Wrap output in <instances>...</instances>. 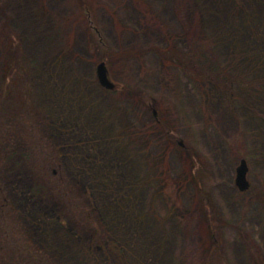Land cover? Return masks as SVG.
Returning a JSON list of instances; mask_svg holds the SVG:
<instances>
[{"label": "trees", "instance_id": "1", "mask_svg": "<svg viewBox=\"0 0 264 264\" xmlns=\"http://www.w3.org/2000/svg\"><path fill=\"white\" fill-rule=\"evenodd\" d=\"M96 1L74 0L77 18L89 20L90 47L113 70L130 55L115 52L94 26ZM177 2L183 30L156 49L162 67L178 68L189 78L200 92L208 126L225 132L226 140L252 168L258 160L264 171V0H214L220 11L224 5L231 7L227 20L213 6L196 11L190 0ZM11 4L12 0L0 4V264H75L55 245L53 224L63 225L77 240L85 261L79 264H167L154 253L168 237L161 243L154 234L145 237L146 222L138 205L142 187L149 185L164 193L172 179L167 175L169 154L173 148H182L179 129L163 119L142 127L121 125L109 134L104 132V121L90 124L87 118L97 102L75 87L77 75L69 81L57 76L65 58L63 53L54 58L52 49L54 37H61L60 24L46 31L31 56L12 22ZM41 10L44 20L51 18ZM143 10V20H153L149 10ZM208 13L222 20L215 33L199 25ZM69 42L66 38V47ZM225 43L230 47L221 58L209 49ZM39 83L49 103L40 100ZM115 83L116 89L102 90L109 95L128 92L145 111L160 109L152 94ZM154 134L165 144L159 164L156 157L150 159ZM182 150L183 173L172 180L179 203L168 207V218L181 226L191 219L198 246L192 253L181 249L176 264H231L205 160L194 145ZM134 156L147 165L144 178L126 172ZM191 186V206L182 214L186 203L182 191ZM239 194L246 206L259 207L264 224V173ZM239 233L250 264H264V245L247 229Z\"/></svg>", "mask_w": 264, "mask_h": 264}, {"label": "rangeland", "instance_id": "2", "mask_svg": "<svg viewBox=\"0 0 264 264\" xmlns=\"http://www.w3.org/2000/svg\"><path fill=\"white\" fill-rule=\"evenodd\" d=\"M190 2L196 11V8L204 6H213L218 10L214 0ZM2 3L3 0H0V4ZM177 3V0H97L95 3L94 26L115 52L130 55L127 61L109 70L110 78L114 82L124 83L138 91L152 94L160 103V109L155 112L145 111L137 98L128 92L109 95L102 90L105 88L97 74L102 55L90 47L89 20L77 18L79 8L74 0H12L9 14L13 24L21 32L31 56L37 52L38 46L41 45L40 38L45 36L46 31H50L52 25L55 28L57 22L60 24L61 37H54L52 49L54 58L62 53L65 58L61 69L58 68L57 76L69 81L72 75H77L73 83L75 87L86 90V94L97 102L87 118L90 124L104 121L106 134L118 130L121 125L132 123L142 127L154 123L156 119L167 120L179 129L182 148L194 145L205 160L206 175L213 184L212 195L221 212L231 264H250L239 229H247L255 235L260 244L264 245V224L263 216L258 212L259 207L246 206L244 203L246 199L239 194L242 191L236 184L237 168L242 159L247 161L248 159L237 152L234 144L231 145L226 140L225 132L208 126L199 90L178 68H163L161 58L156 52L157 48L165 47L170 35L182 33ZM143 8L149 10L153 20L149 19L147 23L143 20L145 13ZM41 9L49 13L51 18L48 19L47 16L44 20V12ZM218 12L227 20L231 15V7L224 5ZM220 16L208 13L204 17L202 23L204 25L198 20L199 25L206 31L215 33L222 23ZM1 22L2 17L0 24ZM139 23L141 25H138ZM66 38L71 41L68 47L64 44ZM229 47L230 44L225 43L209 49L221 58L227 54ZM64 48L66 51H63ZM51 53L53 55V52ZM38 94L42 102L49 103L42 83L38 85ZM116 106L119 107L118 111L115 110ZM113 109L116 113L109 114ZM156 136L154 134L151 137L153 146L150 159L156 157L159 164L164 160L165 144L159 143ZM134 144L138 145L136 142ZM182 148L176 147L170 151L167 175H171L172 179L165 187L164 193L145 185L141 188L138 205V212L144 216L146 222L143 230L145 237L149 238L154 234L160 243L168 237L162 247L154 253L155 258L165 259L167 264L177 263L181 249L192 253L198 246L196 227L191 219L181 226L175 219L168 218V207L179 203V196L172 186V180L178 179L183 173L182 162L185 153ZM254 163L252 168L248 161L250 183L260 181L264 173L262 165L258 167L260 161L256 160ZM146 167L143 158L134 156L126 164V172L141 179L145 177ZM192 188L191 186L189 190L182 191L186 198L182 214L191 206ZM51 236L55 245L67 253L75 264L85 262L77 240L64 230L63 225L53 224Z\"/></svg>", "mask_w": 264, "mask_h": 264}, {"label": "water", "instance_id": "3", "mask_svg": "<svg viewBox=\"0 0 264 264\" xmlns=\"http://www.w3.org/2000/svg\"><path fill=\"white\" fill-rule=\"evenodd\" d=\"M97 74L101 85L107 90H114L117 88L116 83L110 78L109 68L107 62L102 61L97 67ZM249 165L246 159H242L237 168L236 184L240 191H247L251 183L248 180Z\"/></svg>", "mask_w": 264, "mask_h": 264}]
</instances>
